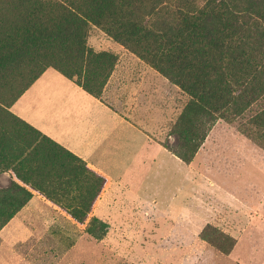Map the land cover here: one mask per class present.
Wrapping results in <instances>:
<instances>
[{
  "label": "trees",
  "instance_id": "16d2710c",
  "mask_svg": "<svg viewBox=\"0 0 264 264\" xmlns=\"http://www.w3.org/2000/svg\"><path fill=\"white\" fill-rule=\"evenodd\" d=\"M92 27L187 94L177 145L197 147L217 116L264 134V0H0V227L33 191L83 223L104 189L105 175L9 110L49 67L99 97L118 57L88 44Z\"/></svg>",
  "mask_w": 264,
  "mask_h": 264
},
{
  "label": "rangeland",
  "instance_id": "374dc122",
  "mask_svg": "<svg viewBox=\"0 0 264 264\" xmlns=\"http://www.w3.org/2000/svg\"><path fill=\"white\" fill-rule=\"evenodd\" d=\"M88 44L115 52L119 68L129 66L119 79L147 78L139 97L163 103L161 142L191 158L177 155L181 162L167 152L148 163L135 156L102 158L113 177L127 170L120 203L105 209L119 236L108 234L107 218L77 222L33 191L20 216L35 233L15 242L0 233V264H264L263 132L245 116H217L197 147L190 140L177 145L172 131L187 94L161 73L163 82L152 85L144 69L153 67L100 28H91ZM10 178L1 173L0 185Z\"/></svg>",
  "mask_w": 264,
  "mask_h": 264
},
{
  "label": "crops",
  "instance_id": "0c3cea01",
  "mask_svg": "<svg viewBox=\"0 0 264 264\" xmlns=\"http://www.w3.org/2000/svg\"><path fill=\"white\" fill-rule=\"evenodd\" d=\"M128 67L119 68V64H115L99 97L87 92L73 78L50 67L10 106L11 111L19 117L81 157L89 167L105 175L106 184L89 215L107 218L110 222L108 234L115 236H119L120 232L112 227L111 215H107L105 209L108 207L107 210H110L111 206L120 203L118 192L126 187L124 180L127 170L113 177L105 169L107 165L103 164L102 158L135 156L142 158L141 163H148L158 153L167 152L182 162L160 140L159 134L164 129L163 103L148 104L139 97L144 96L143 88L147 78L143 76L134 83H130L127 77L128 80L118 78L120 73H127ZM144 70L154 78L152 85L163 82L164 78H159L160 72L156 69ZM159 110L161 118L158 117ZM34 199L35 196L31 197L1 229L0 233L5 240L15 242L18 238L24 239L35 233L36 227L34 230L30 225L22 223L23 216H20L22 209ZM46 199L53 209H61Z\"/></svg>",
  "mask_w": 264,
  "mask_h": 264
}]
</instances>
